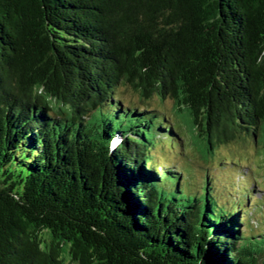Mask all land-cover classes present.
Returning <instances> with one entry per match:
<instances>
[{
    "label": "trees",
    "instance_id": "trees-1",
    "mask_svg": "<svg viewBox=\"0 0 264 264\" xmlns=\"http://www.w3.org/2000/svg\"><path fill=\"white\" fill-rule=\"evenodd\" d=\"M181 126L264 150V0H0V264H264L254 190L153 158Z\"/></svg>",
    "mask_w": 264,
    "mask_h": 264
},
{
    "label": "rangeland",
    "instance_id": "rangeland-1",
    "mask_svg": "<svg viewBox=\"0 0 264 264\" xmlns=\"http://www.w3.org/2000/svg\"><path fill=\"white\" fill-rule=\"evenodd\" d=\"M120 96L128 105L160 109L174 122L175 104L171 99L163 102L155 98L147 105L142 104L138 95L129 88H122ZM176 124L180 125V122ZM179 128L183 132L184 140L176 146L170 147L169 143H164L155 148L152 152L155 161L162 166H174L178 172L183 171L186 187L191 193L196 192V188L200 186L202 188L210 177L216 180L215 187L219 191L223 190L225 184H230L233 188L236 186L238 190H254L256 200L248 212L247 226L243 229L249 234L261 233L264 227V150L257 145L258 139L253 138L251 133L243 134L241 138L222 145L215 151L212 159L205 162L195 149L190 135L183 126Z\"/></svg>",
    "mask_w": 264,
    "mask_h": 264
}]
</instances>
